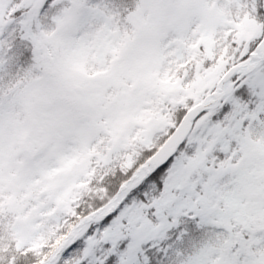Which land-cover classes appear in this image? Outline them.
<instances>
[{"label": "snow or ice", "instance_id": "snow-or-ice-1", "mask_svg": "<svg viewBox=\"0 0 264 264\" xmlns=\"http://www.w3.org/2000/svg\"><path fill=\"white\" fill-rule=\"evenodd\" d=\"M0 264H264V0H0Z\"/></svg>", "mask_w": 264, "mask_h": 264}]
</instances>
